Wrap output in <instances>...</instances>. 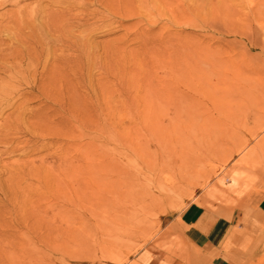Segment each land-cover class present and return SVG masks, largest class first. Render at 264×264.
Returning a JSON list of instances; mask_svg holds the SVG:
<instances>
[{
  "label": "rangeland",
  "instance_id": "rangeland-1",
  "mask_svg": "<svg viewBox=\"0 0 264 264\" xmlns=\"http://www.w3.org/2000/svg\"><path fill=\"white\" fill-rule=\"evenodd\" d=\"M263 176L264 0H0V264H131Z\"/></svg>",
  "mask_w": 264,
  "mask_h": 264
},
{
  "label": "crops",
  "instance_id": "crops-1",
  "mask_svg": "<svg viewBox=\"0 0 264 264\" xmlns=\"http://www.w3.org/2000/svg\"><path fill=\"white\" fill-rule=\"evenodd\" d=\"M257 207L211 211L190 202L169 223L164 250L150 248L131 264H254L264 258V176ZM245 206V205H244ZM251 209V213H247Z\"/></svg>",
  "mask_w": 264,
  "mask_h": 264
},
{
  "label": "bare ground",
  "instance_id": "bare-ground-1",
  "mask_svg": "<svg viewBox=\"0 0 264 264\" xmlns=\"http://www.w3.org/2000/svg\"><path fill=\"white\" fill-rule=\"evenodd\" d=\"M140 1L143 2V0H140ZM64 12L67 13L68 15H70V10H67V11H66V10L64 9ZM65 13H64V14H65ZM71 15H72V14H71ZM72 16H75V15H72ZM82 16H83V15H82ZM55 18H56V19H55ZM55 18H53V19H55V21H53V22H52L51 24H49V25H53L54 27H56L57 29H59V30L62 32V35H65L66 33L63 31V30H64V29H63V28H64V26H63L64 23H62V22H64L65 20L63 21V20H62V16H60V15H59V18H58V17H55ZM57 19H58V21H57ZM71 19H73V18L71 17ZM59 21H61V23H59ZM65 26H66V25H65ZM57 29H56V30H57ZM57 31H58V30H57Z\"/></svg>",
  "mask_w": 264,
  "mask_h": 264
}]
</instances>
